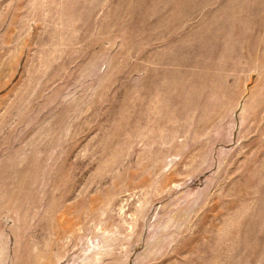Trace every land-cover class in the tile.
Masks as SVG:
<instances>
[{
	"label": "rangeland",
	"instance_id": "1",
	"mask_svg": "<svg viewBox=\"0 0 264 264\" xmlns=\"http://www.w3.org/2000/svg\"><path fill=\"white\" fill-rule=\"evenodd\" d=\"M0 264H264V0H0Z\"/></svg>",
	"mask_w": 264,
	"mask_h": 264
}]
</instances>
